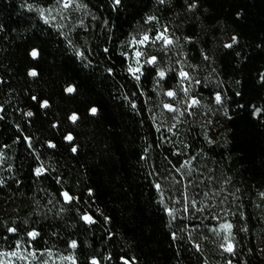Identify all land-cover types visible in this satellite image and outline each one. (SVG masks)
<instances>
[{"label":"trees","instance_id":"16d2710c","mask_svg":"<svg viewBox=\"0 0 264 264\" xmlns=\"http://www.w3.org/2000/svg\"><path fill=\"white\" fill-rule=\"evenodd\" d=\"M75 2L82 7L72 10L71 23L61 29L39 19V10L54 7L56 0H0V25L5 26L0 31V106L4 109L0 111L4 117L0 120V181H6L0 185V233L7 235V227L20 226L19 234L7 243L0 240V251L15 248L16 239L22 241L23 251L26 231L35 228L41 236L31 242L34 247L40 251L53 248L49 264H68L57 255L73 251L65 239H77L79 264H87L92 255L101 264H121V255L139 264H227L229 254L219 247L211 224L196 216L183 223L173 221L163 211L154 183L159 181L162 190L167 189L173 177L180 180L183 174L187 178L180 180L179 189L192 180L199 185L194 191L217 197L215 192L223 186L219 196L226 201L240 264H264V198L260 195L264 193V115L254 118L250 107L264 106V84L259 79L264 72V47H257L264 44V0H197L198 7L191 13L185 11L184 0H170L160 26L174 29L182 45L184 36L194 39L186 51L195 57L190 63L201 65L198 76H207L212 88L222 82L227 98L234 101L225 105L230 109L229 120L209 106V89H198L205 110L187 118L188 122L183 120L173 134L155 130L161 122L166 127L176 122L159 106L167 98L153 90L154 70L142 78L147 94L140 96L142 89L126 72L128 62L119 54L130 32L157 27L142 24L145 14L161 16L155 0H124L127 7L119 14L111 11L110 0ZM29 3L31 12L25 6ZM81 20L83 27H79ZM232 35L238 36L239 43L231 50L223 49ZM104 47L111 50L110 56L103 54ZM33 48L38 50L35 58L30 55ZM201 49L214 57L218 75H209L211 67L203 64ZM77 50L92 59L91 68L83 67ZM177 58L185 57H165L161 66L174 64ZM109 67L114 69L112 75L107 72ZM30 70L37 75L29 76ZM174 83V77L169 79L165 90ZM69 86L76 90L67 93ZM237 90L242 98L235 96ZM32 95L47 99L49 107L40 109ZM133 100L136 111L131 108ZM240 104L245 108H239ZM92 107L97 108L95 115L89 111ZM27 111L34 116L22 115ZM73 113L79 117L75 123L68 119ZM206 120L215 123L206 126ZM205 131L214 145L205 141ZM69 133L78 156L64 140ZM25 135L31 137L35 155L23 142ZM162 135L174 144L156 147ZM17 137L20 143L15 142ZM49 140L57 145L55 149L47 147ZM182 140L190 149L183 148ZM144 148L149 151L145 153ZM176 148L182 152L179 157L172 156ZM141 155L147 159L142 161ZM191 157L196 159L177 173L176 168ZM40 163L49 173L37 178L33 169ZM190 169L192 174L187 176ZM209 169L215 177L211 183L206 179ZM54 176L63 183L57 184ZM201 179L204 183H199ZM68 188L73 195L81 194L80 205L97 220L91 228L77 223L75 210L59 222L54 217L60 207L58 194ZM88 188L94 190L92 197L87 196ZM104 215L111 218L110 223L104 224ZM105 230L114 237L109 240ZM53 232H59V237ZM173 232L176 240H172ZM40 251L36 260L0 256V264H38ZM109 254L112 260L102 259Z\"/></svg>","mask_w":264,"mask_h":264},{"label":"snow or ice","instance_id":"6c2138e0","mask_svg":"<svg viewBox=\"0 0 264 264\" xmlns=\"http://www.w3.org/2000/svg\"><path fill=\"white\" fill-rule=\"evenodd\" d=\"M56 3L58 6L62 7L64 11H70L74 10V8L82 7V5L75 4V0H56ZM157 7V11H161V16H157L155 14H145L143 16L142 24L143 25H149L151 26L153 23L157 25V27L152 28H143L138 32H130L128 34V38L121 42L122 50L119 53L122 57H124L125 61H127V67L126 72L133 80L137 82V86L140 87L142 90L139 92L140 96L146 95V91L143 90V85L141 83L142 78L146 77L148 75L149 70H154L155 75L153 76V85H154V91H156V94L162 97H166L167 101H161L159 106L164 110V112L170 113L171 118L173 120H176L177 123L180 121L178 120V117L185 118L184 122H188L187 118L190 117H196L199 114V109L202 106V101L204 100V96L198 89L207 88L209 89V106H214L213 110L216 114H222L225 118L231 120L232 117L229 115L230 109L225 107L226 104L233 103L234 101L227 98L226 91L223 90V84L220 81H217L215 88L211 87V81L207 76L200 78L198 76V72L201 70L200 64H193L190 63V60L195 59V57L188 56L186 49L188 46L195 43L194 39L191 36H184L183 37V45L180 43L181 38L177 37L175 35V30L170 29L167 25H164L163 27L160 26V20L163 18V12L169 10L170 6V0H155ZM185 3V11L188 13H191L193 10L197 9L198 3L197 0H184ZM28 11L33 10L32 4H26L25 5ZM110 6L111 11L119 12L123 9H125L127 6L124 2V0H110ZM239 15V13L237 14ZM63 18V17H61ZM39 19L43 21L45 25L49 24L50 21L46 18V10L40 9L39 10ZM54 19V18H53ZM93 19L95 17L93 16ZM105 23H110L109 21H105ZM79 27H83V20L80 21ZM5 26L0 25V31H4ZM63 34V33H59ZM108 39H111V36L108 37ZM71 43V41H69ZM239 43V38L237 35H232L230 38V42H225L222 44L223 49L231 50L233 49L237 44ZM97 47H99L97 45ZM258 48L264 47V44L257 45ZM128 49L129 51H124L123 49ZM149 49H154V52H150ZM175 50V51H174ZM103 54L111 55V50L108 47H104L102 49ZM176 55L177 57L184 56V59L177 58L175 60L174 64L169 63L167 66H161L162 60H164L165 57H167L169 60H171V55ZM30 55L35 58L38 55V50L36 48H33L30 52ZM76 58H78L83 67L85 68H91L92 65V59L89 56L85 55V52H82L80 50H77ZM200 55L202 57L203 64L211 67V72L209 75L213 73H217V69L214 66V57H211L207 54V52L203 49L200 51ZM237 56L240 55V53H236ZM114 69L109 67L107 69V72L109 75H112ZM29 76L35 77L37 73L35 71H29ZM175 78V83L165 90V85L168 84L169 79ZM259 79L262 84H264V72H261L259 74ZM240 81H236V84H240ZM76 90V87L69 86L65 89L67 93H73ZM132 96H137L136 92H133L131 94ZM235 96L238 98H242V92L237 90L235 91ZM125 99L127 100L128 97L125 96ZM31 100L39 104L40 109H47L49 107V102L47 99L41 101L39 97L32 95ZM239 108L244 109L245 105L240 104L238 105ZM251 114L254 118H258L261 115H264V106H257L255 104L251 105ZM131 108L133 111L137 110V104L135 100L131 101ZM3 107L0 106V111H3ZM90 113L95 115L97 113V108L92 107L90 110ZM22 115L27 116L29 118L34 116L33 111H27L26 113H22ZM4 117L0 115V120H3ZM68 119L72 122H76L79 117L76 113H73L71 116L68 117ZM177 123H173L170 127H166L163 122H161L160 126L155 127V130L157 132H161L163 129L169 134H173V130L177 128ZM215 121L213 120H206V126L214 124ZM53 128H57V124H52ZM17 128L19 130V126L17 125ZM178 134V133H175ZM205 141L209 145H214L216 142L207 134V131H205L204 136ZM64 140L69 142L71 147V152L74 155L78 156V148L72 144L73 141V135L69 133L68 135L64 136ZM16 143H20V137H17ZM23 142L26 144L27 148L32 150V154L35 155V148L32 143L31 137L25 135L23 137ZM165 142L169 144H174V141L169 140L168 136L162 135L156 142V147H161ZM183 148L190 149L191 145L186 141H181ZM4 147H7V145H4ZM47 147L49 149H55L57 145L52 142L51 140L47 141ZM143 151L147 153L149 151V148H144ZM182 154L180 148H176L172 151V156L179 157ZM39 159V157H37ZM140 159L146 160L147 157L145 155H141ZM165 159H168L165 157ZM196 157H191V159H187L181 163V166L179 168H176L177 173H182L184 164H191L193 160H195ZM169 163L171 161L169 160ZM55 170L53 169L52 172ZM49 173V169L46 168L42 163H40L38 166H36L33 169V175L37 178L43 177ZM208 175L206 179L209 183H211L215 177L212 174V170H208ZM192 170L190 169L187 173V176H191ZM201 176H203V172L201 171ZM55 182L57 184H62V178L59 176H54ZM187 178L183 174L180 177V180H183ZM167 179V177H165ZM173 180L175 181V184H179L180 180H176L175 177H173ZM16 183H21L19 180L15 181ZM228 181H225L227 183ZM6 183V181H0V185ZM199 183H204V180L201 179ZM175 184L173 185V188L175 187ZM198 184L194 183L192 180L188 181V185L185 186L184 192L180 193V195L183 196V213L177 217L176 209L169 206H164L163 211L172 218L173 221L179 219L181 223H183L185 220H192L194 215L196 213L202 212L204 209L197 206V200L195 198H189L187 195L189 187H191L193 190L198 188ZM153 187L156 189L157 192L162 191V185L159 181L154 183ZM223 191V186L215 192L216 196H219L221 192ZM239 191V189H237ZM59 198L56 201L57 204H60V207L56 213H54V217L58 218L57 222L59 220L64 219V214L72 212L75 210L79 224L80 222L83 223V225L91 226L95 225L97 223V220L94 219V216L89 214V210L84 209L80 205L81 200V194L77 193L76 195L71 194V189H65L61 190L59 192ZM94 195V190L92 188H88L87 190V196L92 197ZM262 198H264V193L260 194ZM205 197L209 196L208 192L204 193ZM225 200H221L220 203H225ZM49 204H52V200L48 201ZM181 203V201L176 200L173 201V204ZM160 204L163 205V199L160 200ZM99 211V210H97ZM102 214V213H101ZM213 220L219 219L217 215H212L211 217ZM241 219H243V214L241 213ZM111 218L107 215L103 216V222L104 224L110 223ZM19 225L15 227H7L6 233L7 235L0 233V240H3L5 243L8 242V240L11 239L13 235L19 234ZM233 228V224L230 222H223L219 225V229L221 230H227L228 235L224 236V240L226 243H221L219 247L223 250V252H226L229 254V259L227 261V264H240L239 255L236 251V245L232 242L231 237V230ZM243 230V229H242ZM107 237L109 240L114 237V233L108 232ZM212 231H217L216 229H212ZM217 234H219L217 232ZM53 236L59 237V232H53ZM41 236V233L36 230L35 228H32L29 231H26V237L28 238L26 241H23L27 245V247L20 251V246L22 241L20 239L15 240V248H13L10 251H0V256L3 257H16L19 260H27L29 257H31L33 260L37 259V250L33 243L38 237ZM172 240L177 239L176 232L171 233ZM65 244L68 249L73 250L72 252L68 254L59 253L58 259L61 262H68V264H79L78 257L76 255V251L80 247L78 244L77 239H65ZM197 252H199L200 246L199 244L194 245ZM262 254H264V249L261 250ZM47 255L48 259H43V257ZM40 257L41 259L38 261V264H49V261L52 260L53 257V248L45 247L42 251H40ZM103 260L109 261L113 259V256L111 254L104 255L102 257ZM121 264H139V262L132 258L130 261L128 258H126L125 255L120 256ZM87 264H101V261L97 258V255H92L88 258Z\"/></svg>","mask_w":264,"mask_h":264},{"label":"rangeland","instance_id":"374dc122","mask_svg":"<svg viewBox=\"0 0 264 264\" xmlns=\"http://www.w3.org/2000/svg\"><path fill=\"white\" fill-rule=\"evenodd\" d=\"M76 4V2H75ZM72 10L64 11L62 7L58 6L57 4L49 9H46V18L50 21L49 25L58 27L61 29L67 28L71 23L69 15L71 14ZM63 17V18H61ZM54 18V19H53ZM205 110V105L202 104L199 111ZM180 121L177 125H181L182 121L185 120L183 117H178ZM175 181L171 180L169 183V188H165L160 192V199H163V206H169L176 209V215L179 217L183 213V196L180 193L184 192L185 185H181L180 189L178 184L173 185ZM187 195L189 198H195L197 200V206L203 208L204 210L200 213H196L194 217L201 218L202 223H209L212 225L210 227V232L214 236L217 243L220 245L221 243H226L224 240V236L228 235L227 230L219 229V225L225 221L230 222V216L228 210L226 209V204H221L220 201L223 200L220 196L213 197V195H209L205 197L204 194L199 193L198 191H194L193 189L188 190ZM179 200L181 203L173 204V201ZM212 215H217L219 219L213 220L211 217ZM171 218V217H170ZM172 219V218H171ZM231 223V222H230ZM212 229H216L217 231H212ZM217 232L219 234H217ZM232 242L234 243V236L231 230V237ZM226 253V252H225ZM228 254V253H227Z\"/></svg>","mask_w":264,"mask_h":264}]
</instances>
